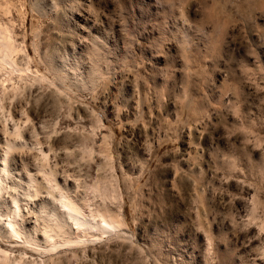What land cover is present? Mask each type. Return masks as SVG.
<instances>
[{
    "label": "rangeland",
    "instance_id": "374dc122",
    "mask_svg": "<svg viewBox=\"0 0 264 264\" xmlns=\"http://www.w3.org/2000/svg\"><path fill=\"white\" fill-rule=\"evenodd\" d=\"M10 2L14 39L24 40L33 69L49 75L32 50L37 41L58 64L75 66L86 90L33 81L5 102L26 109L20 121L35 127L57 171L107 192L128 231L36 253L33 264H260L264 0ZM84 9L94 25L80 34L75 13ZM90 68L101 75L88 76ZM20 81L0 73V94ZM27 148L31 159L36 149Z\"/></svg>",
    "mask_w": 264,
    "mask_h": 264
},
{
    "label": "bare ground",
    "instance_id": "6f19581e",
    "mask_svg": "<svg viewBox=\"0 0 264 264\" xmlns=\"http://www.w3.org/2000/svg\"><path fill=\"white\" fill-rule=\"evenodd\" d=\"M11 5L10 0H0V73L11 76L16 74L23 85L21 83L17 86L11 84V91L5 89L9 91L6 92L3 89L0 94V264H30L31 262L33 264L36 253H44L45 255L53 253V251L56 253L58 249L70 245L77 246L82 243L81 246L88 240V235L97 238L103 236L104 233L117 232L121 236L128 231L125 227L124 218L121 216V211L114 212L105 204L109 198L107 192L101 190V186L99 187L97 183L92 186L82 184L78 181L79 176L71 175L65 169V171L63 169L61 172L57 171L58 169L55 168L58 167V165H55L57 163L51 164L52 160L50 158L52 157L49 158L50 154L48 155L46 150L42 149L43 146L41 147L40 140L36 138L35 127H25V122L29 120L26 109L21 105L19 107L20 103L11 105V102L7 105L5 102L7 98L14 102L13 98L19 94L21 95V91L27 82L47 81L49 85H55L60 89L66 87L72 89L74 86V88L76 87L75 92L78 87L84 88L86 86L84 80L77 78V76L79 77V74H77L78 69L74 68L77 63L72 64L74 67L68 66L65 61V63L58 64L46 51L42 53L39 50L37 41L31 43L32 48H34L32 50L37 53L40 64H44V69L49 75L40 72L36 67L33 69V58L27 53L24 40H21V43H16L14 39L15 32L12 29L14 24H10L12 17L9 15L10 9L14 5L12 7ZM20 5H22L21 2ZM80 11L75 13L80 22L75 29L77 28L80 34H84L94 23L93 18L91 19V15L85 9ZM1 15L6 16L7 20L2 19ZM20 38H23V36ZM80 40L77 39V42L73 43L75 48H79L82 44ZM99 74L101 75L98 70L90 68L88 76L97 77ZM73 75L76 76V80L73 79L74 81L72 80ZM50 76L52 78H49ZM19 112V118L18 116L16 118L15 115ZM22 116L25 118V122L20 121ZM29 137H34V142L30 141L31 144L28 141ZM106 140V136H103L102 141L106 143ZM36 145L39 146L36 147ZM24 147L30 149L34 147L36 149L33 155L31 154L32 150L30 151L32 161L29 154L26 157L22 154ZM29 148L27 149L29 150ZM100 152L102 151L100 150ZM103 152L109 165L110 152L106 146ZM95 199H100L101 203L93 207L91 201H95ZM255 202L256 198L251 193L248 202L250 210H252L251 215L255 210ZM246 220L248 221V218ZM261 230L257 232L258 237H260ZM126 238L128 239L127 236ZM259 248L254 256V261L263 263L260 255L264 248L262 250Z\"/></svg>",
    "mask_w": 264,
    "mask_h": 264
}]
</instances>
